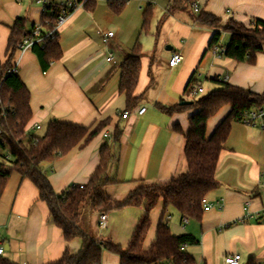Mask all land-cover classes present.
<instances>
[{
	"label": "crops",
	"instance_id": "0c3cea01",
	"mask_svg": "<svg viewBox=\"0 0 264 264\" xmlns=\"http://www.w3.org/2000/svg\"><path fill=\"white\" fill-rule=\"evenodd\" d=\"M196 2L201 12L220 18L221 25L229 19L244 25L254 19L264 20V0ZM85 10L76 12L60 28L63 56L46 72L33 48L25 52L17 49L11 63L30 93L32 119L28 133L36 134L31 130L33 125L48 127L54 120L86 128L106 124L84 148H75L66 156L42 164L57 195L71 186L88 183L100 162L102 146L111 143L117 128L121 136L113 149L118 159L109 170L116 184L106 192L114 200L123 201L140 185L165 183L187 172L185 135L189 131V118L199 109L192 107L169 114L161 107L190 104V99H195L185 94L190 83L203 87L202 80L214 84L213 78L226 79L231 85L264 93L263 53H258L256 62L250 64L206 52L216 28L197 23L196 17L193 21L183 17L171 24L169 36L177 33L173 46L160 51L155 46L152 53L145 54L142 47L140 76L134 91L137 105L124 119L119 115L126 109V97L119 91L120 66L134 45L121 42L116 34L105 44L102 34L97 32L95 37L86 32V26L79 28L77 22L88 14ZM18 18L26 19L30 27L41 23L43 15L38 6L27 0H0V69L8 61V40ZM161 28L162 24L157 33ZM224 35L222 43L226 44L230 34ZM174 52L181 53L183 61L172 69L168 62ZM110 56L112 61H108ZM142 108L146 111L139 115ZM230 109L224 106L209 119L207 137ZM216 179L218 186L206 198L212 208L204 211L200 222L184 218L176 210H167L165 222L172 234H191L197 239L196 246L185 249L197 264H225V257L234 254L241 255L240 264L264 261V131L241 122L232 123L220 154ZM160 204L155 209L158 213L155 210L151 213L154 231L164 210ZM143 213L142 206L110 211L106 213V227L101 229L100 214L86 205L79 225L97 239L126 247ZM0 240L5 247L3 256L19 264H52L66 250L75 255L82 248L80 238L69 242L64 239L46 204L40 201L37 187L16 172L10 175L0 197ZM120 262L118 255L103 252L102 264Z\"/></svg>",
	"mask_w": 264,
	"mask_h": 264
},
{
	"label": "trees",
	"instance_id": "16d2710c",
	"mask_svg": "<svg viewBox=\"0 0 264 264\" xmlns=\"http://www.w3.org/2000/svg\"><path fill=\"white\" fill-rule=\"evenodd\" d=\"M195 2L196 0H172L173 6L182 9L192 6ZM96 5L97 3H91L86 9L93 11ZM109 6L115 13H120L125 3L122 5L109 3ZM152 17V8L148 4L142 13L143 32L149 30ZM45 19L46 17L43 16L41 23H44ZM51 20L53 24L54 20ZM196 22L217 30L213 33L206 52L220 46L222 49L220 56L237 62L254 64L257 54L264 50V20L254 19L250 25H244L229 19L221 25L220 18L200 11ZM43 27L49 30L51 26L43 24ZM30 28L26 19L16 20L8 40V61L0 69L2 104L15 109L14 113L6 119L2 118V124L8 132V143L13 160L4 171L0 197L10 175L13 172L18 173L37 187L40 201L46 204L50 216L56 227L62 231L64 239L68 242L75 238L82 240L79 253L72 255L66 250L61 259L52 264H102L104 251L118 255L120 264H197L195 258L185 250L187 247L196 246L197 239L191 234L173 235L165 222L167 210L173 208L184 218L201 221L205 211L203 202L218 186L216 179L218 162L232 123L240 122L246 111L262 106L264 93L257 94L223 82L222 79L213 78L212 81L217 88L208 94L196 97L190 104L161 107L169 114L182 112L192 107L199 109L189 118V131L185 135L184 154L188 166L187 172L168 182L140 185L129 192L123 201L114 200L106 193V188L116 184V180L110 177L109 170L118 159L113 149L121 136V130L117 128L111 136V143L102 146L100 162L88 183L83 188L71 186L57 195L42 170V164L54 161L58 156H66L75 148H84L100 134L106 124L101 122L95 127L86 128L54 120L48 125L43 136L28 133L32 119L30 93L21 81L17 70H13L11 63L18 45L30 36ZM223 33L230 34V40L226 44L222 43ZM33 49L39 56L43 71L46 72L63 56L59 32L46 40L44 44L35 45ZM142 57V45L137 40L120 66L119 91L126 97L124 112H130L137 105L134 91L140 76ZM10 70L12 71L9 72ZM195 85L199 86L198 83ZM191 86L190 83L185 91L186 95H191ZM224 106H230L229 114L212 135L207 137L206 129L209 119ZM176 129L180 131L179 127ZM161 202L164 210L154 239L148 247H145L152 226L151 213ZM85 205L89 206L93 213L98 214L141 206L144 213L138 221L130 242L126 247H122L97 239L80 228L82 209ZM0 264L19 263L0 256Z\"/></svg>",
	"mask_w": 264,
	"mask_h": 264
},
{
	"label": "built area",
	"instance_id": "2783aa9c",
	"mask_svg": "<svg viewBox=\"0 0 264 264\" xmlns=\"http://www.w3.org/2000/svg\"><path fill=\"white\" fill-rule=\"evenodd\" d=\"M30 4L38 6L42 15L46 17L44 23L33 24L30 28V36L23 39V41L18 45V50L21 52L28 51L32 49L35 45L44 44L48 39H51L59 32L60 28L78 11L86 9V7L91 3H98L101 0H27ZM129 0H107V3H117L119 5L128 3ZM193 11L196 14L200 13V6L197 2L192 4ZM51 19L54 20V23H51ZM43 24L50 25V29H44ZM44 31V32H43ZM225 33H223L224 35ZM103 41L105 44H108L111 39L115 37V33L112 31L102 32ZM221 47L216 46L211 51L214 55L220 56ZM113 57L110 56L108 61H112ZM183 61V56L179 52H174L168 62L170 68H176ZM16 71V67L14 69ZM10 70L9 72H11ZM223 82H226V79H222ZM191 96L194 98L198 97L204 93V88L198 85L191 86ZM15 109L13 107H5L2 104L0 98V187L1 181L4 175V171L8 168L13 160V155L8 143V132L5 126L2 124V120L6 119L9 115L13 114ZM146 111V108H142L138 111L139 115H142ZM119 115L126 119L129 115V112L119 113ZM3 118V119H2ZM244 125L258 127L264 131V104L260 107H256L246 111L240 120ZM40 125L35 124L31 128L33 131L40 130ZM262 186L264 187V179L262 181ZM80 188H83L84 185H80ZM1 190V188H0ZM204 210L207 211L212 208V204L208 203L206 200L203 202ZM264 214V212H263ZM100 228L103 229L106 227L107 215L100 214ZM187 222V219H184ZM5 253L4 242L0 240V256H3ZM242 257L239 254L228 255L225 257V264H240ZM258 264H264V261L259 262Z\"/></svg>",
	"mask_w": 264,
	"mask_h": 264
},
{
	"label": "rangeland",
	"instance_id": "374dc122",
	"mask_svg": "<svg viewBox=\"0 0 264 264\" xmlns=\"http://www.w3.org/2000/svg\"><path fill=\"white\" fill-rule=\"evenodd\" d=\"M148 4L151 5L153 17L149 30L147 32H143L142 13ZM84 12L88 14H84V18L77 22V26L79 28L86 26V32L88 34L94 35L95 37L97 32L102 34V32L112 31L123 43L127 42L134 45V43L138 40L143 47L144 54L152 53L155 46H157V51H160L161 48L166 50L165 46H173L177 33L173 32L172 36H169V33L171 24L175 20L181 21L183 17H188L193 21V18L197 17V14L193 11L192 6L186 7L184 9L180 7L177 8L173 6L172 0H129L120 13H115L113 10H111L107 0H101L97 3L93 11L85 10ZM229 12L230 11H227V13ZM161 24V32L157 33L159 25ZM248 25H250V23ZM223 36L225 37V35ZM229 40L230 37L227 36L225 43L229 42ZM261 53L264 54V52ZM201 84L203 85L204 89H206V92L200 96L208 94L215 88V84H212L207 80H202ZM190 101H193V99H190ZM46 129L47 125L42 124L41 130L36 131L35 133L37 136H43L46 132ZM160 205H162V203ZM156 211L159 210H155L154 213H158ZM169 211L175 210L173 208H169ZM154 222L155 226L157 223L155 220ZM154 232V227H152L147 237L145 247H148L150 242L154 239Z\"/></svg>",
	"mask_w": 264,
	"mask_h": 264
}]
</instances>
